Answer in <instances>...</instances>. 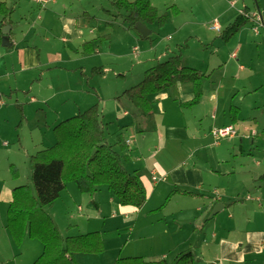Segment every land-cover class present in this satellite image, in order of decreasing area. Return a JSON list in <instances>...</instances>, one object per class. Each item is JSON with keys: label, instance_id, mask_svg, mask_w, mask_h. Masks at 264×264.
Instances as JSON below:
<instances>
[{"label": "crops", "instance_id": "1", "mask_svg": "<svg viewBox=\"0 0 264 264\" xmlns=\"http://www.w3.org/2000/svg\"><path fill=\"white\" fill-rule=\"evenodd\" d=\"M1 1L7 3V0ZM82 1L84 0H79V2ZM171 1H175L172 5L180 4V0H150L158 10L160 6L166 8L171 5L168 4ZM224 2L226 5L217 14L219 19L225 20L223 26L230 24L234 20V14L242 10L241 7L235 8L241 0H235L232 7L228 0ZM13 3V5L7 3V6L13 10L6 24L9 26L8 44H2V38L5 36L2 28L6 25L0 28V44L2 47L12 49L14 60L13 64L0 67V81H8L12 73L9 71V66L13 70V67L17 68L13 76L15 78V75H20L18 80H23L24 84L41 80L42 73L48 70L79 75L69 76L70 80H78L79 84L67 82L48 92L46 96H41L39 100L30 97L31 105L44 113L43 124H38L44 126L46 131L51 128V134L48 132L47 136L42 138L40 147H37L38 143H36L30 151L26 149L25 154L28 158L29 155L34 154L33 150L47 149L55 144L53 129L62 120L84 111L95 103H100L94 95L86 97L87 94L84 93L89 92L86 89L88 87L97 92L96 87L89 82L93 76H90V69L98 66L102 70L107 69L100 61L99 57L102 54H111L110 57L115 59L119 55L113 51L117 45L116 42L113 43L111 33V28H114L113 22L108 20L103 12L101 14L100 4L98 8L96 7V12L91 11L89 5L80 4L83 11L79 12V8L72 9L75 6L71 5L70 0H54L52 3H47L48 6L42 7L43 10L37 7L36 20L33 18L15 33L13 23L16 21L13 14L16 12L17 0ZM88 3L93 4V0H88ZM191 3V0H185L186 6L190 7V12L193 8ZM254 3L255 8H251L245 0H242L241 5L243 10L250 12L252 25H254V18L251 14L254 12L260 15L264 23L261 6L264 0H253ZM102 9L109 14V9L103 7ZM180 14L183 12L179 5L178 13L174 17ZM37 19L40 20L38 26ZM87 19L102 20L105 28L91 27L86 22ZM196 20V16L190 19L185 18L183 28L185 24L205 27ZM217 22L220 28L218 33L208 26L210 30L216 32L215 37H218L228 25L222 28L218 20ZM123 27L127 31V42L130 37L128 45L131 44V40L136 41L134 33L143 39H149L152 33L151 25L147 26L150 34L145 37L141 36L137 30L128 28L127 25ZM100 30L104 31L99 33ZM95 31L97 36L94 35ZM39 35H42L40 40L37 39ZM52 37L55 38L52 39ZM188 37H195L199 42H206L204 28L199 34H193L190 31L186 35V40ZM60 42L65 44L64 48L60 46ZM73 42L77 45L71 50ZM83 43L89 44L93 51L83 53ZM241 46L240 40L238 47H235L231 53L232 58L228 57V62L218 64L221 58L218 55L214 63L218 64L217 69H224L228 72L227 76L235 80H239L240 74L246 69L241 64L237 66L235 62L242 58V56L238 57L242 50ZM87 48L85 46V49ZM67 50H71V53L69 54ZM148 52L147 47L146 53ZM144 53L142 51L138 54L137 64L145 63L139 60L140 57L143 59ZM165 57L159 62L165 61L169 55L165 53ZM159 59L160 56L157 57V60ZM189 60L192 59L186 57L185 62L181 61V64L196 69L192 67ZM231 61L236 64V76L229 72L228 64ZM148 68L150 67L146 69ZM38 71H40L39 77L36 73ZM80 77L86 80L85 84ZM211 82L214 84L216 80ZM222 83L223 80H218L215 91L203 93L196 103L190 104L193 98L191 83L177 82L148 95L152 110L150 116L133 111V122L132 120L129 122L127 109L115 115L118 120L116 127L120 126L122 129L134 127L142 133H154V148H147L145 143H139L138 147H131L134 141L128 142L125 139L128 136L134 137L135 134L132 132V135L127 133L123 140L124 148L117 149L123 157L125 170L130 174H139L146 199L140 207L122 205L106 185H100L94 192L88 193L81 191L74 181L66 182L59 196L52 203L43 206V211L51 219L61 237L99 231L103 248L107 251L109 249L106 254H104L105 250L100 253L74 252L73 256L78 263L112 264L117 257L128 256H143L150 261L165 259L171 263L177 254L189 251L198 264H264V162L251 158L230 164L232 158H236L237 152L244 151L243 139L246 138L240 136L239 141L236 140L239 131L229 138L218 139L212 136L213 129L232 124L227 122V101L224 103V99L219 95L218 89ZM7 84L3 83V86L10 88ZM17 89L19 87H15V90ZM2 90L0 89V97L6 94ZM98 96L101 99L102 96ZM228 102H232L231 96L228 97ZM0 105H4L1 99ZM229 106L230 115L231 111L237 112L230 117L236 120L240 106ZM7 122L6 108H0V129L1 124ZM254 133L257 132L254 131ZM156 138H158V145ZM138 152L142 154L141 157L137 155ZM236 164L238 173H236ZM153 174L158 179L153 180ZM16 186H13L11 191ZM27 187L29 189V186ZM29 192L31 193L30 190ZM10 200L11 192L8 204ZM216 205L217 210L210 215ZM122 232L126 234V239L120 241ZM30 238L25 232L20 245H16L12 239L18 248V256L12 251L13 257L10 259L8 253L4 257L6 264L33 263L42 252L43 244L40 240L32 238L40 244L35 243V249L31 248L25 254L23 246L29 243ZM23 255H25L24 258L15 261L16 257L20 259Z\"/></svg>", "mask_w": 264, "mask_h": 264}, {"label": "rangeland", "instance_id": "2", "mask_svg": "<svg viewBox=\"0 0 264 264\" xmlns=\"http://www.w3.org/2000/svg\"><path fill=\"white\" fill-rule=\"evenodd\" d=\"M13 1L14 0H7L8 5H13ZM52 1L47 3H52ZM70 1L71 5L75 6V8L72 9L79 8V12L83 11L80 4L89 5L91 11L94 12H96V7L98 8L100 4L99 10L101 11V14L103 12L105 17L112 21L114 25V28H111V33L114 40L113 43L116 42L117 45L113 48V51H116L119 56L117 59H115V57L111 58V54H102L99 57L101 63H104L103 66L107 67V69H104L103 76L95 74L92 76L93 79L91 78V80H89L90 84L96 87L97 92L95 89L88 87L86 89H88L89 92L84 93L87 94L85 95L86 97H93L94 95L96 100L100 101L98 106L101 111L100 117L104 126V133L107 142L111 144L115 150L124 148V145H122L123 140L126 138L127 133L132 135V132H134L133 134H135V136H128L125 139L128 140V142L134 141L131 147H138L139 143H145L147 148H154V133H142L134 127L131 129H122L120 126L116 127L118 120L115 115L117 113L120 114L124 109H127L129 111L127 119L129 122H131V120L133 122V111H136V108L122 92L141 82L144 73L147 70L146 68L152 67L159 63V61L165 59L166 53L169 56L177 54L181 55L180 62L182 61L183 63L185 62L186 57L192 59L189 60V63L193 66H189L195 67L203 73V76H199L198 78L199 80H202V95L205 92L209 93L212 90L215 91L218 86V84H216L217 81L223 80V83L218 90L219 95L224 99L223 102L225 103L227 101V122L232 123L234 129L239 131L237 132L236 140L239 141L238 138L240 136L246 138L243 139L245 141L244 151L240 152L237 148L239 152H237L235 159L232 158L230 164H233V162L240 163L241 161H247L251 158L253 160L258 159L261 162H264V28L258 25L257 21L252 25L253 23L247 18L236 35L228 41H223L220 36L215 37L216 32L210 30L208 26H210L214 20H218L221 27L224 25L225 20L217 17L219 10L226 5L224 0H191L193 6L191 12L189 11L190 7L186 6L185 0H180L179 5L183 14H180L178 17H174L177 13H173L169 7L175 2L171 1L168 3L171 5L166 8H164V6H160L161 8H159L160 13L169 11L170 16H168L167 21L161 27H158L155 24L151 26L152 33L150 34L149 39H143L138 36L137 33H134L136 41L133 42L131 40V44L128 45L130 37L127 42V31L123 27L126 23L123 20V16H121L123 11L119 10L112 3V0H93V4L88 3V0L82 2H79V0ZM228 1L230 2L231 7L234 6L235 0ZM245 2H247L251 8H255L253 0H245ZM241 3L242 0L237 6H235V8L241 7L240 9H243ZM46 4L41 6L33 0H17V4L15 5L16 12L13 14L14 21H16L13 23L15 26L14 32L17 33L20 29L26 26L27 22H31L33 18L36 20L37 7L43 10L42 7L48 6V4ZM174 5L178 9L179 5H177V3ZM261 6L262 14L264 15V4L261 3ZM102 7L109 9V14L106 13ZM236 14H234L233 18L236 17ZM245 14L250 15V12L247 10L245 11ZM192 16H196V22L204 24L205 27L185 24V27L183 28L185 18L190 19ZM37 20L38 22L36 25L38 26L40 25V20ZM86 22L89 23V26L94 28H105V23L102 20L87 19ZM255 26L260 34L254 32L253 27ZM202 28H204L205 32V43L199 42L195 37H188L186 40V35L190 33V31L193 34H199L201 33ZM100 31L101 32L99 33H102L104 30ZM176 31L177 33H175ZM94 35H98L97 31H95ZM41 38L42 35L37 37L39 40ZM53 38L55 37H52V39ZM240 40L242 50L238 57L242 56V58L235 60V62L237 63V66L238 64H241L246 69L240 74V79L235 80L229 78L227 76L228 72L224 69H217L216 67L218 64L228 62V57L232 58L231 53L234 51L235 47H238V42ZM177 44L180 45L177 46ZM76 45L77 43L73 42L71 44V50L76 48ZM60 46L64 48L65 44L60 42ZM146 46L149 48L148 53H146ZM71 50H67V52L70 54ZM142 51L145 53L142 55L143 59L140 57L139 60L145 63L139 65L136 61L138 59V54L142 53ZM161 53L164 54L161 55ZM218 55H220L221 58H219L218 64H214L217 61ZM158 56H160L159 60H157ZM13 60L14 55L12 54V49L4 46L2 47L0 44V67L13 64ZM235 62L231 61L228 64V68H230L229 72L233 76L237 75ZM13 68L14 70L9 66V71H12V73L8 81H0V89H3L2 91L6 93L0 97L4 102V105H0V108H6L8 119L7 123H4L3 125L1 124L0 129V264H3V262L6 264L4 257H6L8 253L10 259L13 257V252L14 255L18 256V248L14 245L12 236L6 228L7 205L11 188L26 183V185L29 186L31 193L34 194L30 178L31 170L28 164L30 155L28 158L26 157V149H29L30 151L36 143H38L37 147H40L42 138L47 136L48 132L51 134V128L46 131L44 126L39 125L43 124L42 120L44 113L42 110H37L31 105L32 101L30 97L39 100L41 99V96H46L48 92L63 86L67 82L79 84L78 80L69 79V76L79 75H70V73H66L65 71L58 72L56 70L45 71L42 73L41 80H35L34 82H27L24 84L23 80H18L20 75H15L14 78L13 73L17 68ZM36 73L39 77L40 71ZM36 73L34 75H36ZM215 80L216 82L213 84L211 81ZM85 81L86 80L82 78L84 84ZM3 83H8L7 85H9L10 88L3 86ZM15 87H19V89L15 90ZM9 91L11 92L8 95ZM96 93L102 96L101 99H99V96ZM230 96L232 102H228V97ZM229 105L240 106L238 118L236 120L230 118L231 115L234 116L237 112L231 111L230 115ZM254 131L257 133L255 134ZM156 144L158 145V138H156ZM36 151L37 150H33L32 153H35ZM137 155L139 157L142 156L140 152H138ZM232 157L234 156L232 155ZM236 173H238L237 164ZM123 239H126V234H124V232H122V235L120 236V241ZM29 240V243H25L23 246L25 254H27V250L30 251L31 248H33V250L35 249V243L40 244L35 239L30 238ZM108 243L110 244V241H108ZM104 250V254L109 251V249L108 251L107 249ZM24 257L25 255L21 256L20 259L16 257L17 259L15 261L21 260Z\"/></svg>", "mask_w": 264, "mask_h": 264}, {"label": "trees", "instance_id": "3", "mask_svg": "<svg viewBox=\"0 0 264 264\" xmlns=\"http://www.w3.org/2000/svg\"><path fill=\"white\" fill-rule=\"evenodd\" d=\"M112 3L123 11V20L127 27L135 31L134 25L137 22L161 27L170 16L169 11L160 13L150 0H112ZM169 7L173 13H178L175 5ZM12 11L5 1L0 2V28L7 24ZM245 11L246 9H242L220 32L219 36L224 41L236 35L246 19H250ZM85 46L88 48L85 49ZM92 51L89 44L83 43V53ZM180 56L178 54L169 56L165 61L148 68L141 82L122 92L139 114L146 116L152 114L151 102L148 99L150 93L177 82L191 83L193 98L190 104L199 100L203 89L202 80L198 78L203 76V73L183 66ZM80 73L84 75L82 71ZM95 74L103 76L104 70L99 66L92 67L90 76ZM100 115L98 103H95L57 124L53 129L55 144L30 155V178L34 194L29 192L26 185L16 186L11 191L6 227L15 244H21L25 232L43 244L42 252L32 264H96L78 263L73 253H100L104 250L99 231L61 237L51 219L43 211V206L52 203L59 196L66 182L74 181L81 191L88 193L94 192L100 185H106L122 205L140 207L146 199L139 174L128 173L123 166L121 154L107 142ZM112 264L198 263L191 252L185 251L177 254L171 263L165 259L150 261L143 256H128L117 257Z\"/></svg>", "mask_w": 264, "mask_h": 264}, {"label": "built area", "instance_id": "4", "mask_svg": "<svg viewBox=\"0 0 264 264\" xmlns=\"http://www.w3.org/2000/svg\"><path fill=\"white\" fill-rule=\"evenodd\" d=\"M34 2H36L37 4L43 6L45 5L47 2L52 1V0H33ZM241 12V11H240ZM252 17L254 18V22L256 23V21L258 22V25L262 26L264 28V23L260 17V15L257 12H254L251 14ZM210 28L215 30V31H219V24L216 20H214L211 24H210ZM253 30L255 33H258V29L257 27H253ZM236 134V130L234 129L233 126L231 125H227V126H223V127H219L216 129L212 130V136L218 139L221 138H225V137H232ZM153 180L158 179L154 174L152 176Z\"/></svg>", "mask_w": 264, "mask_h": 264}, {"label": "water", "instance_id": "5", "mask_svg": "<svg viewBox=\"0 0 264 264\" xmlns=\"http://www.w3.org/2000/svg\"><path fill=\"white\" fill-rule=\"evenodd\" d=\"M134 26H135V29L137 30V32L141 36L145 37V36L150 34L149 28L146 25H144L143 23L137 22ZM8 31H9V26L8 25H6V26H4L2 28V32L5 34V36L2 38V44L3 45L8 44V41H7L8 40V35H7ZM216 207H217V205L213 208V210L211 211L210 215L213 214L217 210Z\"/></svg>", "mask_w": 264, "mask_h": 264}]
</instances>
